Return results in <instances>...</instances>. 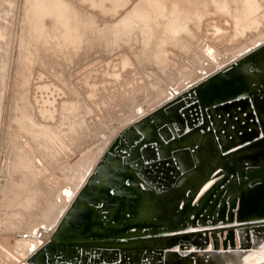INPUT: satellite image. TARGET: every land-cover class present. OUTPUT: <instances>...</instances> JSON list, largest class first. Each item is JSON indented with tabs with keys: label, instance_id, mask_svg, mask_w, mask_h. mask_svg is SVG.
Instances as JSON below:
<instances>
[{
	"label": "water",
	"instance_id": "95a60500",
	"mask_svg": "<svg viewBox=\"0 0 264 264\" xmlns=\"http://www.w3.org/2000/svg\"><path fill=\"white\" fill-rule=\"evenodd\" d=\"M94 167L28 263L226 264L262 242L264 43L124 126Z\"/></svg>",
	"mask_w": 264,
	"mask_h": 264
},
{
	"label": "bare ground",
	"instance_id": "6f19581e",
	"mask_svg": "<svg viewBox=\"0 0 264 264\" xmlns=\"http://www.w3.org/2000/svg\"><path fill=\"white\" fill-rule=\"evenodd\" d=\"M132 1L24 0L22 5L20 0L17 23L22 25V35L18 36L16 32L14 40L21 49L19 61L23 73L20 74L21 84L14 105L15 127L8 139L1 133L4 109L0 102V145L2 141L7 143L11 162L4 172L1 171L7 179L6 185L0 189V243L3 242L4 246L8 245L4 234L17 235L40 226L55 228L107 145L124 126L224 68L229 59L244 56L264 43V10L261 3L264 0H138L134 9L119 18L111 31L98 23L93 13L86 9L88 6L89 9L99 11L104 18H114ZM211 15L220 16L233 28L231 40L227 41V45L224 43L223 49L201 35L203 42L196 45L198 39L195 36H199L205 26L214 38L224 34L223 28L216 22L207 24ZM1 28L6 35L7 24L3 23ZM157 30L162 32V36H159L161 46L151 55L163 71L165 79L159 80L156 75L153 78L144 69L135 88L121 91V96L114 93L109 98L107 95L108 99L102 94L100 96L103 98L97 101L99 83H95L96 80L92 79L94 83L91 84V80L86 78L82 83L88 92H85L86 96L81 100L74 90L76 94L69 96L68 86L60 83L63 82L61 76L54 75L58 81L40 82L36 87L39 95L37 104L31 102L28 95L31 75L36 64H45L41 60L44 54H63L71 62L70 53L78 54L85 45L95 44L101 39H106L109 45H119L125 34L132 35V43L128 47L131 55H136L140 47L146 53L150 51ZM0 43L1 90L2 73L7 61L4 59L6 45ZM169 45H174L176 49L179 47L192 61L184 58L187 63L180 67L173 66V61V68H168L170 61H167L165 53ZM112 62H107L103 72H99L102 88L106 87L104 85L107 82L121 85V80H126L124 78L128 74L133 77L135 75L133 57L132 60L125 57L118 65ZM43 76L42 72L38 74L40 80ZM52 85L53 89L50 88ZM129 85L130 82L127 83ZM115 106L118 107L117 111H121L118 115H121L116 116L117 111L112 110ZM90 116L94 117L89 119ZM119 117L123 120L116 123L115 119ZM99 124L108 126V130L99 132ZM235 237L238 246L236 230ZM12 242V247L7 246L11 248L10 259H14L15 264H30L26 261L33 254L29 253L30 244L22 239ZM33 250L35 252L36 249ZM228 256L230 260L226 264H264V240L248 250L237 248L233 255Z\"/></svg>",
	"mask_w": 264,
	"mask_h": 264
},
{
	"label": "rangeland",
	"instance_id": "374dc122",
	"mask_svg": "<svg viewBox=\"0 0 264 264\" xmlns=\"http://www.w3.org/2000/svg\"><path fill=\"white\" fill-rule=\"evenodd\" d=\"M136 1L139 2L141 0H139V1L133 0L131 5H129L126 9H124V11L121 10L117 14V17H114V18H112V17L104 18L101 16V14H99V11H94L93 9H89L88 6H86V9H87V11L89 10V12L93 13V16L95 18H97L98 23L102 24V26L105 27L108 31H111L113 29L114 25L116 24L115 22L118 21L119 18L121 19L123 15H124L123 17H125L126 14H128L130 11H132V9H134ZM23 2H24V0H22V5H23ZM263 2L264 1H262L261 3L263 6V10H264V3ZM20 6H21L20 0H0V34H3L2 28H1L3 23L7 24V26H8L7 34L6 35L3 34V36H0V42H4L6 45L5 46L4 59H5V61H7V65L5 66V69L3 70L2 78H1L2 86H1V90H0V102L2 103L1 105L4 109L3 110L4 115H2L3 119L1 120V121H3L2 122L3 124L1 123V133L3 136H5V138L7 137V139L9 138V133L15 127V124H13L14 118H15V116H14V105H15V101H16L15 99H17L16 96H18L17 91L19 90V87L21 84L20 74L23 73V68H22L20 61H19L21 49L19 47V44H17V42L14 40L16 32H17V34H19L18 36L22 35V29H21L22 25L20 23H17L18 19H19V15H20ZM125 10H127V11H125ZM112 19H114V20H112ZM111 20L114 23L110 22ZM20 22H21V20H20ZM212 22H216L218 26L220 25L221 28H223L222 29L224 31L223 32L224 34L222 35L223 37L219 36L220 39H219V37L214 38V36H212V34L210 32L208 33V28L205 26L204 27L205 29L202 28L200 30L199 36H195V38L197 37L196 40L198 39L196 42V45L203 42V41H201V38H200V35H201L204 38L206 37V39L208 37L207 40L209 42L213 41V44H215L219 49H223L225 47V45H227L229 43L227 41L231 40L230 35L233 32V28H231L230 24L227 25L225 19L221 18L220 16L211 15L207 24L209 25V23L211 24ZM229 25H230V27H229ZM202 31H203V33H202ZM156 33H157V36L155 34L156 38L154 37L155 40L151 44V47L149 49L150 51L146 52L147 54L144 52V49L142 47H140L136 50V52H137L136 55H131L129 53L128 47L132 43V41H131L132 35H129V34H125L124 36L121 37V40L123 41V43L121 41L119 43V45H112V44L109 45L108 43H106L107 42L106 39H101L102 41L96 42L95 44L85 45L84 48H82L81 52H79L78 54L70 53V55H71L70 57L72 60L71 62L69 61L70 59L68 58V60H67V58H65L63 54L62 55H60V54L59 55H52L51 53L44 54L43 55L44 57L42 56L41 60L43 62H45V64L44 65L36 64L37 66L35 65V68L33 69V74L31 75V81H30L31 85L29 84V88H28V95L31 97V102L33 103V105L37 104L36 100H37V98H39V95L37 93L38 90L36 87L38 86V84L40 82H52V81L56 82V81H58L57 77L54 75L61 76V79L63 80V82H60V83L61 84L64 83V85L68 86L67 88H68L69 92L67 94L69 96L72 94L75 95L77 93V95H79L81 100H83L84 97L86 96L85 92H88V90L85 88V84H82V83L86 80V78H89V80H91V84L94 83L92 81V79L96 80L97 82H95V83H99V85H98L99 88L97 90V93H98V96L96 99L97 101L99 100V98H103V97L107 98V95L110 98V96H112L114 93L115 94L117 93V96H121L120 93L122 94V92H124V90H126L128 88H131V89L135 88L139 83L138 79L141 77L140 75L144 69L149 74L151 73L152 76H154V75L158 76V77L154 76L153 78L156 77L157 79H159V78L163 79L165 77L163 74V71L157 65V63L154 62V60L152 58V55L154 54L155 50L161 46L160 37L162 36V32L160 30H157ZM208 35H211V36H208ZM225 36L227 37V39ZM222 38L223 39L225 38L224 41ZM128 42H130V44ZM157 42H159V43H157ZM126 43H128V44H126ZM193 43H195V42H193ZM224 43H225V45H224ZM122 44H124V45H122ZM0 48H1V43H0ZM174 48H175L174 45H173V47H172V45H169L166 47L165 57L167 58V61H170V62H168L167 67L170 66L171 68H173L174 65H177L178 67H180L181 65H185L187 63V61L191 60L190 57H188L182 50H180L179 47H177V49L176 48L174 49ZM140 50H142L141 55L143 57L141 60H143V61L140 60V58H141V55H139ZM178 50H179V52H178ZM138 55L140 58L137 57ZM241 56L242 55L238 56L237 58H234V60L229 59L228 63H226L224 66L226 67V66L230 65L232 61L235 62V59L238 60ZM125 57L129 58L131 60L133 57V60H134L133 71L135 72L134 77L131 76L130 74H128L127 77L124 78L126 80H121V83H122L121 85L113 83V82H111V83L107 82L106 85H104L106 87L102 88L101 87L102 82L100 81L101 80L100 78H102V77H101V73H99V72H103L104 65L107 62L110 63L112 61H113L112 62L113 65H118L121 62V60L124 59ZM168 58L171 60H169ZM184 58L187 61H185ZM142 62H143V64H142ZM172 62L174 64H172ZM144 63H146V64L144 65ZM156 67L160 71H158V69ZM170 67H168V68H170ZM90 69H92V70H90ZM40 72H42V76H43V74L45 75V76H43L44 80L43 79L40 80L38 78V74ZM116 72H118V70ZM85 76H88V77H85ZM148 77H150V76H148ZM161 79H159V80H161ZM129 82L131 83V85L127 86V83H129ZM124 83H126V84H124ZM17 85H18V87H17ZM50 88L53 89L54 85H52ZM73 90L76 93L73 92ZM107 91L109 92V94H107L108 93ZM55 95L57 96V93H55ZM100 95H102L103 97ZM125 96L126 95H124V97ZM117 108L118 107L115 106V108H113L112 110L115 109L114 111H117ZM119 112H121V111L118 110L116 112V114H117L116 116H119L122 114V113H120L118 115ZM92 117H94V116H92ZM92 117L90 116L89 119H92ZM119 120H123V119L121 117H119L118 119H115L116 123L119 122ZM107 128H109V127L104 126L102 124H99L97 130L99 132H101L102 130L103 131L108 130ZM8 151H9V149H8L7 143L2 141V145H0V189L4 185H6V181H7V179L5 177L6 174L3 172L11 164V162L9 161V152ZM2 170H3V172H1ZM0 192H1V190H0ZM0 200H1V193H0ZM0 235H1V232H0ZM17 236L18 235H16L15 233H11L9 235H6V234L3 235V237H6L4 239H5V242L7 241L6 243L9 245V247H12V245H13L12 240L13 241H18V239L20 240V238H18ZM0 239H1V237H0ZM2 244H3V242L0 243V264H15L14 259H10V256H9V252H10L11 248L7 247L8 245L4 246V244L3 245Z\"/></svg>",
	"mask_w": 264,
	"mask_h": 264
},
{
	"label": "built area",
	"instance_id": "2783aa9c",
	"mask_svg": "<svg viewBox=\"0 0 264 264\" xmlns=\"http://www.w3.org/2000/svg\"><path fill=\"white\" fill-rule=\"evenodd\" d=\"M54 229L55 228L53 227L40 226L30 231L17 234V237L22 240H26L30 244L29 253L31 254L34 250L31 251L30 248L34 245V249H38L44 244H46L49 238L51 237V234L53 233Z\"/></svg>",
	"mask_w": 264,
	"mask_h": 264
}]
</instances>
